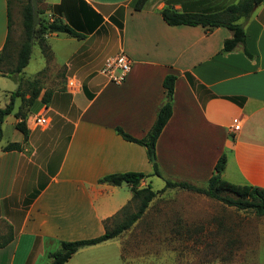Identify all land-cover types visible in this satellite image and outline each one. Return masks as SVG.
Wrapping results in <instances>:
<instances>
[{
  "label": "crops",
  "instance_id": "crops-1",
  "mask_svg": "<svg viewBox=\"0 0 264 264\" xmlns=\"http://www.w3.org/2000/svg\"><path fill=\"white\" fill-rule=\"evenodd\" d=\"M134 1L39 0L40 19H60L83 37L49 32L47 49L40 48L41 66L29 67L32 52L21 72L0 67V76L10 80L0 79V92L10 99L22 83L36 80L40 88L31 104L24 105L33 87L16 95L1 124L0 235L13 238L0 246V264H49V253L62 240L98 237L120 220L114 217L124 206L127 213L136 211L131 185L99 181L108 174L144 172L140 187L154 190L167 179L206 186L225 154L224 179L264 188V2L249 19L239 20L245 21L249 58L240 46L220 52L232 35L226 27L171 25L162 15L166 6L214 12L240 0H148L142 9H135ZM23 3L0 0V53L12 51L14 13ZM122 50L132 68L123 83L115 84L100 69ZM169 74L176 76L173 111L155 145L160 176L153 174L147 147L116 128L136 138L147 135L169 101L163 84ZM71 78L77 81L73 87L67 84ZM40 113L48 118L46 127L31 122ZM21 115L29 129L26 141L16 127ZM7 127L16 138H5ZM12 141L21 142L22 149L3 150ZM157 197L126 230L139 226ZM125 231L79 248L65 264L159 263L157 255H124Z\"/></svg>",
  "mask_w": 264,
  "mask_h": 264
},
{
  "label": "rangeland",
  "instance_id": "rangeland-1",
  "mask_svg": "<svg viewBox=\"0 0 264 264\" xmlns=\"http://www.w3.org/2000/svg\"><path fill=\"white\" fill-rule=\"evenodd\" d=\"M28 1L14 13L16 32L11 39L12 51L0 60L4 71L17 73L18 51L25 39L23 12ZM40 48L39 39L34 38L31 69L43 62ZM0 79L10 81L2 76ZM32 87L22 83L20 93L32 91ZM6 95L0 92V107L10 102ZM17 133L21 136L20 131ZM5 138H16L11 128H6ZM161 185L159 180L156 186ZM222 194L235 196L228 190ZM263 227L264 215L259 216L253 210L228 206L194 191L166 188L158 194L139 226L121 236L122 250L127 256L157 255L161 259L158 264H264ZM251 241L256 245H250ZM170 257H175V261Z\"/></svg>",
  "mask_w": 264,
  "mask_h": 264
},
{
  "label": "trees",
  "instance_id": "trees-1",
  "mask_svg": "<svg viewBox=\"0 0 264 264\" xmlns=\"http://www.w3.org/2000/svg\"><path fill=\"white\" fill-rule=\"evenodd\" d=\"M147 1L148 0H135L133 7L135 9H142ZM263 2L264 0H240L236 3L227 5L222 10L214 12L178 11L172 6H166L162 9V15L164 19L171 25H202L206 30H211L220 26L226 27L232 31V35L224 39L220 52L228 53L236 50L238 46H240L242 51L249 58H253V54L246 44V30L244 23L252 15L255 8ZM40 12L41 9L39 8V13ZM241 18H244L245 21L240 22L239 20ZM23 26L25 39L21 43L20 49L18 51V60L15 67L17 72H21L28 64L31 58L32 43L34 38L39 39L40 47L45 51L47 49V44L44 37L45 34L49 32H66L76 37H83V34L77 32L70 25L64 23L60 19H54L53 21H44L40 19L39 24L34 29L33 8L31 0H29L24 6ZM5 54L6 51L4 50L0 53V60L3 56L5 57ZM175 79L176 76L174 74H169L164 78L163 81V84L167 89V95L171 98L174 92ZM31 83L34 89L32 91L30 100L27 102L30 104L40 93V88L36 85V80L32 81ZM19 94L20 90L17 89L11 94L10 102L5 107L0 108V140L3 135L1 127L2 121L7 114H10L13 111L14 97ZM46 94H48V92ZM45 102H47V99ZM172 111V102L170 99L160 107L153 126L143 138H136L129 133H126L121 127L116 128L117 132L127 140L144 144L147 147L149 156L152 158V156L155 155L156 141L164 126L171 117ZM18 116L20 115L18 114ZM21 116L22 119L16 123V127L24 134V139L26 141L29 129L26 124L25 115ZM15 149H22V143L12 141L3 146V150L5 151ZM225 164L226 155L223 154L218 159L215 165L214 173L209 178L206 186H198L185 180L172 181L167 179L165 186L159 190L152 189L150 185L140 187L142 179L147 176V174L144 172H120L101 177L99 179L100 182H106L114 185H120L124 182L129 183L133 190V199L138 201L136 211L127 213L128 206H124L114 217V219L120 218V220L115 221L113 226L107 225L105 233L98 237L90 239L62 240L60 242L59 249L49 253L50 257L52 258L49 264H65V262H67L79 248L97 244L118 236L123 231L130 228V226L143 215L151 200L166 188H180L194 191L211 198H215L228 206H235L239 209L246 210L250 209L259 216L264 215V188L248 184H235L224 179L222 177V171L225 167ZM153 174L161 176V171L159 169V164L156 160V157L153 159ZM226 190L233 192L235 196L222 194L223 191ZM12 238V233L5 237L0 235V246H4Z\"/></svg>",
  "mask_w": 264,
  "mask_h": 264
},
{
  "label": "built area",
  "instance_id": "built-area-1",
  "mask_svg": "<svg viewBox=\"0 0 264 264\" xmlns=\"http://www.w3.org/2000/svg\"><path fill=\"white\" fill-rule=\"evenodd\" d=\"M132 68V59L123 50L119 53L108 56L100 72L107 78L108 81L121 84L127 78L130 70ZM77 81L74 78L68 80L67 84L69 87L75 86ZM31 122L34 126L46 127L48 125V118L40 113L31 117ZM234 129H238L239 125H234Z\"/></svg>",
  "mask_w": 264,
  "mask_h": 264
},
{
  "label": "water",
  "instance_id": "water-1",
  "mask_svg": "<svg viewBox=\"0 0 264 264\" xmlns=\"http://www.w3.org/2000/svg\"><path fill=\"white\" fill-rule=\"evenodd\" d=\"M32 8H33V28L35 29L36 26L40 22L39 17V1L38 0H31ZM171 97H169V100ZM152 159H155V155L152 156Z\"/></svg>",
  "mask_w": 264,
  "mask_h": 264
}]
</instances>
